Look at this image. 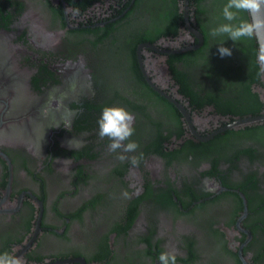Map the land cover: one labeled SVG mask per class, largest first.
Masks as SVG:
<instances>
[{
    "label": "flooded vegetation",
    "instance_id": "obj_1",
    "mask_svg": "<svg viewBox=\"0 0 264 264\" xmlns=\"http://www.w3.org/2000/svg\"><path fill=\"white\" fill-rule=\"evenodd\" d=\"M225 3L0 0V252L25 264H159L162 251L177 264H264V118L225 127L264 112V75L258 64L242 83L205 75L245 55L243 39L209 35ZM188 27L200 45L165 51L196 41ZM222 41L231 56L216 53ZM143 42L157 49L138 53ZM205 91L219 99L195 98ZM105 106L134 114L139 147L125 155L137 166L98 136Z\"/></svg>",
    "mask_w": 264,
    "mask_h": 264
},
{
    "label": "clouds",
    "instance_id": "obj_2",
    "mask_svg": "<svg viewBox=\"0 0 264 264\" xmlns=\"http://www.w3.org/2000/svg\"><path fill=\"white\" fill-rule=\"evenodd\" d=\"M78 9L73 14H78ZM242 13H247L249 19L241 18ZM224 23H220L209 31L212 37L225 36L232 41H241L243 38H259L264 35V0H226L222 8ZM224 41V40H223ZM223 41L218 48L221 57L231 56V49L223 46ZM259 74L264 75V43L256 54ZM135 116L123 106H105L98 119V136L100 139L108 138L109 152L120 154L117 158L121 161L128 160L133 166L139 164L140 157L127 153H134L139 145L131 140L135 132ZM142 157V153L140 154ZM127 197V192L123 193ZM159 264H177V253L175 251H162L158 256ZM0 264H25V261L8 252H0Z\"/></svg>",
    "mask_w": 264,
    "mask_h": 264
},
{
    "label": "trees",
    "instance_id": "obj_3",
    "mask_svg": "<svg viewBox=\"0 0 264 264\" xmlns=\"http://www.w3.org/2000/svg\"><path fill=\"white\" fill-rule=\"evenodd\" d=\"M242 14H243V19H248V16H247L246 13H242ZM243 41H244L243 43H240L241 45H243V46H241L240 49H243L245 47V49H243L241 51V52H244L245 55L242 56V54L239 52L237 57L227 59L226 62L224 61V63L221 64V66H222L221 71H219L218 68L216 67V69L219 71V72H216V74H214V72L212 73L211 68L208 67L206 69L205 75L209 76L208 78H210L213 82H215L216 79H221V81H229V83H242L243 80H240V81H237V82H234V81L238 80L239 78H242V76H246L247 74L249 76L250 73L251 74L254 73L256 71V69H257V65H256L257 63H256V60H255V56L257 54L255 39H254V37H252V38H243ZM231 49H233V48H231ZM216 53H219V52H216ZM243 57L247 58V59L249 58L250 61H245L244 59L242 60ZM192 65L189 66V68L192 69V68L197 67V70H201L203 68V66H204L202 62L198 63L197 61L195 62L194 66H192ZM212 65L214 66V64H212ZM118 66H120V64ZM247 66H248V69H247ZM169 67L172 70V72L174 74V77L177 78L176 80L180 81L181 84L184 83L181 80V76H184V73H182L180 70H178L176 68L174 69L172 66H169ZM245 70L247 71V73L243 74V72ZM237 73H239V74L237 75ZM219 74H222V75L226 76L228 78V80L225 79V78H219V77L215 78L214 77L215 75H219ZM203 79H204V77L199 76V78H197V77L193 78V80L191 82H193L195 84L198 81H201ZM226 89L227 88H223L224 91ZM214 95H215V93L213 91L212 92L211 91H208V92L205 91L202 95H197L196 94L194 96H195V98L202 97V98H206L207 100H209V99L216 100V98L219 99V97H214ZM219 107L220 106L218 105V108Z\"/></svg>",
    "mask_w": 264,
    "mask_h": 264
},
{
    "label": "water",
    "instance_id": "obj_4",
    "mask_svg": "<svg viewBox=\"0 0 264 264\" xmlns=\"http://www.w3.org/2000/svg\"><path fill=\"white\" fill-rule=\"evenodd\" d=\"M247 16H248V14H247ZM248 19H249V17H248ZM186 25H188V24L186 23ZM188 28H189L190 32L195 36L196 41L193 43H186L185 45H179L176 49H168L165 51H167V52L168 51H174V50L179 51V50L194 48V47H197L198 45H200V43L202 41L201 33L195 28H192V27H188ZM254 39H255L256 48L258 51L260 44L264 43V35H261L259 38L254 36ZM141 47H148V48L157 49V47L154 44H152L150 42H143V43H140L138 45V49H137L138 53H139V49ZM138 58H139V56H138ZM147 81L150 83V85L152 87L156 88V86L151 82V80L148 79ZM175 104H177V103H175ZM177 106L180 107L179 104H177ZM262 118H264V112L259 113V114H255V115L242 116L240 118H236L233 121L229 122L227 125H225V127H229V126L236 125V124H243V123H247V122H252V121L260 120ZM245 264H248V263H245Z\"/></svg>",
    "mask_w": 264,
    "mask_h": 264
}]
</instances>
